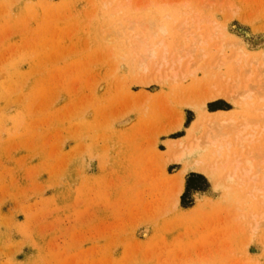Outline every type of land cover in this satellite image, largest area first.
Listing matches in <instances>:
<instances>
[{
    "label": "rangeland",
    "instance_id": "1",
    "mask_svg": "<svg viewBox=\"0 0 264 264\" xmlns=\"http://www.w3.org/2000/svg\"><path fill=\"white\" fill-rule=\"evenodd\" d=\"M263 150L264 0H0V264H264Z\"/></svg>",
    "mask_w": 264,
    "mask_h": 264
},
{
    "label": "bare ground",
    "instance_id": "2",
    "mask_svg": "<svg viewBox=\"0 0 264 264\" xmlns=\"http://www.w3.org/2000/svg\"><path fill=\"white\" fill-rule=\"evenodd\" d=\"M154 25V24H153ZM159 28H161V27H159ZM161 29H163V33L165 32V28L163 27V28H161ZM160 31V30H159ZM153 32V31H152ZM156 32V31H155ZM154 33V32H153ZM157 34V33H156ZM155 34V35H156ZM145 40V39H144ZM148 41V40H147ZM141 44V43H140ZM163 44V43H162ZM142 47H144L145 48V53L147 54V56L150 58V57H156L157 56V50H156V47H157V45L156 46H153V47H151V46H149V44L147 45V43H146V41H143L142 42ZM168 54V52H165V54H164V59L166 58V56L165 55H167ZM244 55V54H243ZM242 56V53H240V55L238 56L237 55V57H236V59L237 60H240V58H243V57H241ZM171 70H172V68H171ZM188 71H189V69H188ZM192 71V70H191ZM170 72V71H169ZM189 72H187L186 71V74H188ZM191 73V72H190ZM193 73V72H192ZM239 75V74H238ZM241 79H243L242 77H240ZM240 79V82L242 83L241 85H244L243 84V80H241ZM238 81H239V79H238ZM239 84V83H238ZM236 86V85H235ZM245 86V85H244ZM240 88H243V87H239V89ZM236 90H238V89H236ZM225 91L227 92V90L225 89ZM231 92V90H229V93ZM234 93V92H233ZM222 94H223V92L221 91V90H219V91H216V92H213L212 94H208V96L206 97V99H205V101H213V100H215V99H217L219 96H222ZM230 95V94H229ZM205 97V96H204ZM262 116V115H261ZM234 122V121H233ZM222 124H224V122L222 121L221 122ZM228 123H230V125H232V121L231 122H227V125H228ZM234 125V124H233ZM219 126V125H218ZM218 126H216V127H218ZM226 125H222L221 126V131L224 129H226V127H225ZM247 127L249 126V123L246 125ZM220 127V126H219ZM231 127H235L234 129L236 130V137H235V140L237 141L236 143L238 144L237 145V147H241V150L242 149H245L246 148V146L248 145L249 146V144L250 143H254L255 141V137H256V135H254V133L252 132V134L251 135H246L245 136V131L243 130H239V129H237V127L236 126H231ZM219 129V128H218ZM223 130V131H224ZM230 130V129H229ZM218 131V130H217ZM223 131H222V133H223ZM221 134V132H218L217 134ZM228 133H230L229 131H227L226 132V130H225V134L223 133V135L221 134V135H216V132L215 133H211L210 135H208V136H206L207 138H206V145H208V148L210 149V148H215V149H217L218 150V152L220 153L221 151H224V150H226L227 148H229V147H231L232 145H233V143H231V142H229L228 141V137L230 136L231 137V135H229ZM232 133V132H231ZM250 134V133H249ZM244 135V136H243ZM222 138V140H220L219 138ZM233 139V138H232ZM253 139V140H252ZM258 139V138H257ZM251 140H252V142H251ZM257 141V140H256ZM249 143V144H248ZM187 143L184 141H181V143H180V147H185V145H186ZM192 144V142L190 143V145H189V147H188V149L191 147V149L193 148V149H196V148H198L199 147V145H200V143L198 142L196 145H191ZM247 144V145H246ZM236 145V144H235ZM196 146V147H195ZM187 148V147H186ZM251 148V147H250ZM262 148V147H261ZM185 150H187V149H185ZM260 150H262V149H260ZM244 151V150H243ZM264 151V150H263ZM262 153V152H261ZM182 158V154H178V155H176L175 156V159L176 160H180ZM174 160V159H173ZM239 164V163H238ZM237 164V165H238ZM236 165V166H237ZM240 165V164H239ZM248 165H250L249 167H252V165L249 163ZM256 166V165H255ZM223 167H225V165H223ZM235 168V167H234ZM239 166L237 167V171L239 170ZM252 169H253V167H252ZM263 169V168H262ZM250 171L252 172V170L251 169H244V173H245V175L247 176V175H249L250 174ZM212 172V171H211ZM184 173H185V169L181 172V173H179V175H178V177H179V190L177 191V193H178V196L182 193V191H183V189H184V187H183V182H181V179H182V176L184 175ZM235 176H236V174H235ZM254 176V175H253ZM227 178H229V177H227ZM232 178V177H231ZM251 181H253V180H251ZM257 181V180H256ZM181 182V183H180ZM257 190H259V188L257 189V188H255V193H259V191H261V190H259L258 192H257ZM264 198V197H263ZM178 199V198H177ZM262 201H264V200H262ZM254 219L256 220V222L258 223V225L256 226V227H258L259 226V224H261L262 223V226H263V224H264V215H262L261 217H254ZM260 227H261V225H260Z\"/></svg>",
    "mask_w": 264,
    "mask_h": 264
},
{
    "label": "trees",
    "instance_id": "3",
    "mask_svg": "<svg viewBox=\"0 0 264 264\" xmlns=\"http://www.w3.org/2000/svg\"><path fill=\"white\" fill-rule=\"evenodd\" d=\"M189 124V123H188Z\"/></svg>",
    "mask_w": 264,
    "mask_h": 264
}]
</instances>
